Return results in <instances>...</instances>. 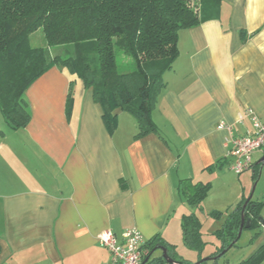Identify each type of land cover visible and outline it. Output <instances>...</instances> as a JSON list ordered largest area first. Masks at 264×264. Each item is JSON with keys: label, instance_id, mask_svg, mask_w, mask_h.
<instances>
[{"label": "crops", "instance_id": "crops-1", "mask_svg": "<svg viewBox=\"0 0 264 264\" xmlns=\"http://www.w3.org/2000/svg\"><path fill=\"white\" fill-rule=\"evenodd\" d=\"M220 8L217 20L179 32V56L152 113L158 134L134 140L137 122L120 110L110 134L92 91L59 67L24 93L28 127L9 128L0 110V264H110L98 236L130 228L180 255L182 215L192 213L178 191L184 179L212 186L197 212L203 234L202 217L213 211L225 214L222 226L254 183L243 177L253 175L254 156L239 176L229 153L234 138L252 131L246 109L264 116V0Z\"/></svg>", "mask_w": 264, "mask_h": 264}, {"label": "trees", "instance_id": "trees-1", "mask_svg": "<svg viewBox=\"0 0 264 264\" xmlns=\"http://www.w3.org/2000/svg\"><path fill=\"white\" fill-rule=\"evenodd\" d=\"M222 3L223 0H0V110L7 126L14 131L28 127L31 111L24 93L50 69L59 67L92 91L110 134L118 127L119 110L137 122L138 134L134 140L158 134L152 113L166 87L164 74L172 70L179 56V32L217 20ZM38 30L44 34L46 47L33 48L29 42ZM56 46H62L63 53L51 57L49 49ZM117 50L132 58L133 71H120ZM73 91L71 83L65 103L67 118L73 110ZM261 167L257 163L253 166L254 182L259 179ZM211 188L209 183L184 179L178 191L189 208L202 213L203 201ZM247 198L243 196L226 213L224 223L213 233L219 246L208 261L202 262L201 257L207 242L200 216L197 212L182 215L183 245L198 254V262L218 264L217 257L222 252L236 247ZM263 206L250 200L245 213L247 218H252L249 230L263 227L260 223ZM206 216L220 221L225 214L213 211ZM146 248L149 250L146 264H168L159 248L167 249V255L179 264H195L178 255L176 246L160 236L149 240ZM213 258L217 259L213 261ZM263 263L264 244L240 262Z\"/></svg>", "mask_w": 264, "mask_h": 264}, {"label": "built area", "instance_id": "built-area-1", "mask_svg": "<svg viewBox=\"0 0 264 264\" xmlns=\"http://www.w3.org/2000/svg\"><path fill=\"white\" fill-rule=\"evenodd\" d=\"M245 117L251 119L252 131L234 138L231 141L233 149L229 153L234 159L232 170L239 176L251 169L254 154L264 149V116L260 117L248 108ZM224 128L226 125L223 123L218 127L220 130ZM137 230H124L121 236L104 231L98 236L99 245L110 253V264H142L149 255V250L146 248L147 240Z\"/></svg>", "mask_w": 264, "mask_h": 264}, {"label": "rangeland", "instance_id": "rangeland-1", "mask_svg": "<svg viewBox=\"0 0 264 264\" xmlns=\"http://www.w3.org/2000/svg\"><path fill=\"white\" fill-rule=\"evenodd\" d=\"M29 42L33 48H41V47L47 46L42 30H38L37 32L32 34ZM62 48H63L62 46L52 47L49 49V52H50L49 54H51V57H54L55 55H61V53H63ZM116 56H117V62H118L117 64L119 65V69L121 72L129 73L130 71H133L135 69L134 64H132L133 60L131 57L127 56L125 53H123L122 51H118V50H117ZM263 157L264 155L255 153L254 162L258 163ZM251 174L252 172H249V173L247 172L243 174L244 175L243 177L251 178L253 176ZM252 193H253L252 200H254L255 202L257 201V199L264 197V164L261 167L260 176H259L258 181L254 182L251 186L247 187L245 195L246 197H250ZM190 210L192 213L198 212V210L193 209V208H190ZM261 216L263 217V220H264V216L263 215ZM202 220H203V223H205L204 225L205 226L204 227L205 228V234H204L205 240L204 241L207 242V247L205 251L201 253L202 254L201 257L202 259H206V258H209L211 253L214 252L215 247L217 245L219 246V241L216 240L217 238L213 235V233L217 230V227H219L217 225L220 222L217 220L210 219V218L207 220L206 218H203V217H202ZM262 229L263 227L260 228L259 230L246 229L243 232L241 238H239V241L236 247L226 252V254L218 260V264H238V263L240 264V262L250 258L255 253V251H257L258 248L262 244H264V234L262 233ZM257 233H259V235L255 237ZM179 253L184 258L190 259L194 261L195 263L199 261L198 254H196V252H192L188 250L187 248L182 247Z\"/></svg>", "mask_w": 264, "mask_h": 264}, {"label": "water", "instance_id": "water-1", "mask_svg": "<svg viewBox=\"0 0 264 264\" xmlns=\"http://www.w3.org/2000/svg\"><path fill=\"white\" fill-rule=\"evenodd\" d=\"M257 164H258V165L261 164V165L263 166V164H264V157H263V158H262ZM251 199H253V193L250 195V197L247 198V200H245L246 202H245V204L243 205V209H242V212H241V221H242V222H241V225L239 226V227H240V231H239V234H238V238H241V236H242L244 230H245V229H249V228L251 227V225H252V218H251V216L247 218V217H246V214H245V213H246V208H247L248 204L250 203V200H251ZM260 223L262 224L261 226L264 227V220H263V217L260 218ZM159 250H160L161 253H162L161 256H163L164 260H165L168 264H179V263L175 262L171 257H169V255H167V254H168L167 249H165V248H159ZM225 252H227V250H225L224 252H222V254L219 255L217 258H221L223 255L226 254ZM217 258H213L212 260L214 261V260L217 259ZM148 260H149V258H146V259L142 262V264H146ZM208 260H211V258L203 259L202 262H203V261H208ZM195 264H201V263H200V262H197V263H195Z\"/></svg>", "mask_w": 264, "mask_h": 264}]
</instances>
